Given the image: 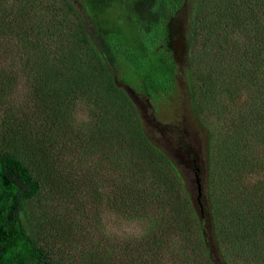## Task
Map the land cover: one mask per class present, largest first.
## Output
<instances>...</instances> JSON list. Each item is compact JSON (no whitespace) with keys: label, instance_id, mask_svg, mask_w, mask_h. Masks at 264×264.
Instances as JSON below:
<instances>
[{"label":"trees","instance_id":"1","mask_svg":"<svg viewBox=\"0 0 264 264\" xmlns=\"http://www.w3.org/2000/svg\"><path fill=\"white\" fill-rule=\"evenodd\" d=\"M59 1L78 35L73 57L60 52L63 89L71 88L72 63L92 67L125 113L99 115L92 128L87 117L75 121L66 90L29 102L1 89L0 264H69L57 245L63 233L45 232L32 203L41 189L37 152L45 128L48 139L62 135L73 143L68 153L71 160L76 154L77 175L91 203L142 225L136 235L113 237L110 249L126 256L122 264H264V0H79L86 20L67 0ZM177 42L183 44L190 111L199 121L205 111L216 116L204 162L184 150L200 176L198 198L187 190L179 163L150 141L119 87L153 102L170 99ZM209 46L222 50L212 68L195 63L197 52ZM37 86L39 96L55 93L42 81ZM94 145L100 150L88 159ZM78 252V264H105Z\"/></svg>","mask_w":264,"mask_h":264},{"label":"rangeland","instance_id":"2","mask_svg":"<svg viewBox=\"0 0 264 264\" xmlns=\"http://www.w3.org/2000/svg\"><path fill=\"white\" fill-rule=\"evenodd\" d=\"M67 1L86 20L80 1ZM194 1L198 0H191V3ZM209 1L212 0H201L203 3ZM114 16L118 17L117 12ZM72 21L71 14L59 0H0V98L4 96L1 89L9 97L29 102L62 96L68 91L75 121L83 122L87 117L91 119V127L95 128L99 115L105 118H110L114 113L122 116L125 108L113 90H104L106 83L97 77L94 69L84 64H71V88L63 89L62 76L65 69L59 59L60 54L66 52L69 58L73 57L77 53L75 47H78V35ZM221 55L220 48L205 47L197 52L195 63L212 68L219 62ZM175 61V88L170 99L153 102L127 86L119 87L135 106L150 141L179 163L183 182L189 193L195 196V176L198 181L200 176L188 166L184 150L186 148L196 153L198 162H204L208 129L216 116L213 110L205 111L199 121L187 105L181 42L176 44ZM39 81L46 88L54 89L55 93L37 95ZM103 104L108 107L103 108ZM1 110L0 118L3 114ZM72 126L78 128L80 124L78 126L74 123ZM47 131L48 128H45L39 144L40 151L37 152V157H42L41 161L37 159L42 166L41 189L32 200L34 209L43 217L44 231L51 235L59 231L63 233L57 245L61 243L58 247L63 254H68L69 264L79 263L78 251L84 252L85 256H94L105 264L124 263L126 256L119 249H110L113 237L136 235L142 231V225L118 219L108 213L106 208L92 204L90 194L83 193L86 185L83 186L81 177L77 175L80 170L76 154L73 152L71 160L72 152L68 153L73 143H66L62 135L48 139ZM178 138L181 139L179 144L176 143ZM234 142L235 138L230 143L232 149ZM97 150L100 147L94 145L89 150L88 159L96 157ZM68 172L72 176L69 180ZM262 176L252 175L251 179L254 181ZM236 192L240 198H246L243 191Z\"/></svg>","mask_w":264,"mask_h":264},{"label":"water","instance_id":"3","mask_svg":"<svg viewBox=\"0 0 264 264\" xmlns=\"http://www.w3.org/2000/svg\"><path fill=\"white\" fill-rule=\"evenodd\" d=\"M195 185H196V198H198L200 195V184L197 176H195Z\"/></svg>","mask_w":264,"mask_h":264}]
</instances>
